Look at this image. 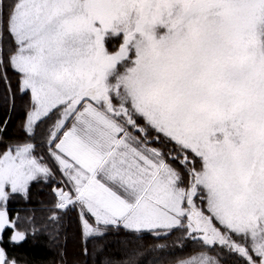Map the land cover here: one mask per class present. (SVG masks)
<instances>
[{"label": "snow or ice", "instance_id": "snow-or-ice-1", "mask_svg": "<svg viewBox=\"0 0 264 264\" xmlns=\"http://www.w3.org/2000/svg\"><path fill=\"white\" fill-rule=\"evenodd\" d=\"M9 69L30 94L23 130L45 126L47 155L5 145L0 202L55 169L70 188H53L54 207L78 209L85 241L181 230L264 264V0H0V82L14 102ZM9 229L11 243L27 238L0 210ZM0 264L17 261L0 247Z\"/></svg>", "mask_w": 264, "mask_h": 264}, {"label": "trees", "instance_id": "trees-1", "mask_svg": "<svg viewBox=\"0 0 264 264\" xmlns=\"http://www.w3.org/2000/svg\"><path fill=\"white\" fill-rule=\"evenodd\" d=\"M7 0H5V8ZM4 15H7L5 11ZM117 40L107 44L109 51ZM10 41H4L5 51ZM15 100L9 97L6 86L0 82V152L5 145L32 142L37 147L35 155L46 156V147L41 146V133L45 126L36 130V136L30 138L24 132L22 122L25 119L30 94L23 97L18 90V75L11 69L7 72ZM7 121V124H4ZM155 146V145H153ZM46 163L48 161H45ZM62 174L54 169V178L47 181L39 179L31 182L27 197L14 194L0 208L7 211L9 218L16 222L19 231L27 233V238L19 243L10 242L12 230L0 234V247L9 259L17 264H125L130 254L136 253L135 264H176L204 252L221 261V264H240L242 258L219 246L206 247L174 230L167 236L156 237L143 233L139 237L120 231H109L103 238H90L85 241L81 235L78 209L62 211L55 209L56 195L53 188L67 191L70 185L62 183ZM10 191V190H9ZM56 213L59 220L54 224L48 218ZM94 223V219L89 217ZM58 235H54L57 232ZM162 245L163 247H157ZM87 249L85 254L84 249Z\"/></svg>", "mask_w": 264, "mask_h": 264}, {"label": "rangeland", "instance_id": "rangeland-1", "mask_svg": "<svg viewBox=\"0 0 264 264\" xmlns=\"http://www.w3.org/2000/svg\"><path fill=\"white\" fill-rule=\"evenodd\" d=\"M117 40V42L112 46V50L111 51H113V50H115L116 48H118V46H119V43L121 42V39L120 38H117L116 39ZM0 210H5V209H3V208H0ZM202 243V242H201ZM206 247H208V246H206ZM210 248V247H209ZM197 255H199V254H197ZM208 255V254H207ZM194 256H196V255H194ZM210 256V255H209ZM212 257V256H211ZM176 264H178V263H176Z\"/></svg>", "mask_w": 264, "mask_h": 264}]
</instances>
